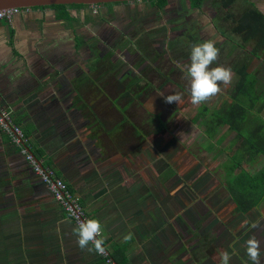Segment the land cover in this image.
Here are the masks:
<instances>
[{
    "label": "rangeland",
    "instance_id": "374dc122",
    "mask_svg": "<svg viewBox=\"0 0 264 264\" xmlns=\"http://www.w3.org/2000/svg\"><path fill=\"white\" fill-rule=\"evenodd\" d=\"M218 2L204 0L201 8L195 10L185 8L180 0H168L165 11L141 0L112 4L106 14L103 6H97L96 13L90 12L93 7H85L80 13L72 10L73 15L77 12L75 17L80 15L78 22L69 21L70 28L74 29V42H80L75 48L74 59L77 73L83 61H92L91 73L97 80L105 81L116 72L117 80H123V85L130 86L127 88L132 91L137 89L131 85L133 82L138 83L137 87L145 81L150 83V86L143 87L144 93L140 98L136 96L133 100H128V96L119 97L124 89L109 88L108 102L114 109L109 105L106 107V100H97V111L101 112L103 127L108 133L103 141L108 146L110 143L116 146L110 148L108 158L113 159L111 154L114 152L111 151L117 148L120 155L117 159L125 163L126 172L132 175L130 171L133 170V173H140V177L147 179L146 182L150 187L154 186L155 193L160 197L159 202L161 197L166 196L175 210L182 209L181 221L186 223L187 228L184 241L189 248L187 255L199 258L201 264H220L219 254L227 251L229 264H251L246 255V241L255 236L260 241L261 264H264V203L245 214L233 213V203L223 188L226 175L236 171L229 158L237 145H229L234 133L225 125L211 132L209 124L192 119L199 105L215 111L223 100H228L240 79L243 80L242 73L252 75L256 88L264 85V47L245 30L235 29L236 17L251 3L264 13V0H235L229 8L222 7ZM180 22L183 27L175 28L179 26L175 23ZM167 27L174 29V34H167ZM178 30L182 31L178 34ZM208 40L214 41L219 49V57L211 67H229L233 77L227 86L220 85V93L203 103L193 104L188 91L189 82L178 65L190 62L194 44ZM95 56L99 60L95 61ZM117 58L122 64H115L116 68L108 74L103 68L104 63L113 65ZM153 67L158 72L152 71ZM175 93L181 94L179 103H166L165 97ZM260 115L264 118V107ZM205 128L210 129V135L203 132ZM110 129L117 132L113 134ZM136 152L138 155H135ZM262 162L264 155L242 166L254 170ZM167 169L173 174L170 178ZM126 180L130 182L129 177ZM42 184L51 198L47 204L66 222L63 228H55V236L49 233L44 238L48 241L47 247L36 244L35 238L27 239L21 242L22 248L27 249L20 252L18 243L13 254L19 253L27 259L16 257L11 261L8 259L6 264H107L95 249L81 250L77 243L74 244L72 237L76 226L73 220L64 214L46 185ZM72 194L78 201L81 200L76 193ZM171 194L180 198L181 206L172 200ZM167 207L173 208L171 204ZM85 211L90 219H94ZM14 229L7 232L5 238L9 235L13 237L18 231ZM64 230L73 233L61 241L66 246L60 248L57 235L61 234V240ZM101 235L104 240L103 230ZM3 243L1 238L0 251H3ZM31 254L40 257L35 258Z\"/></svg>",
    "mask_w": 264,
    "mask_h": 264
},
{
    "label": "crops",
    "instance_id": "0c3cea01",
    "mask_svg": "<svg viewBox=\"0 0 264 264\" xmlns=\"http://www.w3.org/2000/svg\"><path fill=\"white\" fill-rule=\"evenodd\" d=\"M69 10L73 15L74 9ZM55 13L53 8L31 7L10 22L0 20V103L10 108L42 163L69 184L84 210L103 225L104 240L110 239L106 247L128 236L131 264H201L199 258L187 255L182 209L175 210L166 196L159 202L154 186L140 173L126 172L125 163L117 159V148L111 151L113 159L108 158L110 148L116 146L103 141L108 133L97 100H106V107L114 109L108 102L109 88L117 89L118 81L109 86L93 78L85 63L77 73L75 34L69 24L76 21L55 18ZM13 149L0 131V239H4L0 264L21 257L12 251L18 243L20 252L25 251L21 242L27 239L49 246L44 238L49 233L55 236L56 227L63 228L66 222L47 204L50 196L45 186L32 177L23 156ZM166 171L170 178L171 170ZM171 197L182 205L178 196ZM170 204L172 209L167 207ZM14 227L17 233L5 238ZM62 233L61 240L57 235L60 248L73 232ZM72 238L75 244L74 233Z\"/></svg>",
    "mask_w": 264,
    "mask_h": 264
},
{
    "label": "trees",
    "instance_id": "16d2710c",
    "mask_svg": "<svg viewBox=\"0 0 264 264\" xmlns=\"http://www.w3.org/2000/svg\"><path fill=\"white\" fill-rule=\"evenodd\" d=\"M141 1H146L149 5L159 10H162L168 3V0ZM234 1L235 0H219L218 3L224 8H229L234 4ZM125 2L127 1L101 3L96 4V6H103L105 8L104 14H106L110 12L112 4ZM203 2L204 0H180L181 5L189 10L201 8ZM91 6L92 5L84 4H52L47 6H35L32 8H53L56 10L54 14L55 18H74V20L78 22L80 15L75 17L69 12V9H74L80 13L85 7L90 8ZM75 14H77V12H75ZM104 14L102 16H104ZM83 20L84 23L87 22L86 18ZM235 29L237 31L245 30L249 35L255 37L258 44L264 47V14L252 3L243 9L236 17ZM79 44L80 42L77 40L74 46L77 48ZM241 76L243 80L240 79L233 93L229 95V99L226 101L223 100L215 111H210L209 108L201 104L192 117V119L198 121V123L201 122L205 125L209 124L211 132H214L217 127L225 125L234 133L229 145H237L235 150L229 155V158L236 167V171L226 175L223 181V188L233 203L232 212L236 214H245L251 209L259 208V206L264 203V162L254 170L245 169L242 166V164L255 162L258 156L264 155V118L260 115L264 107V85L256 88L255 81H253L251 74L242 73ZM117 89L120 88L118 87ZM123 89L119 97L128 96V100H133L136 96L138 99L139 95L144 90L143 87L135 91L127 87ZM14 123H16V121H14ZM210 129L205 128L203 132L210 135ZM28 145L32 154L39 159L40 155L32 149L30 144ZM13 150L19 152L17 146H14ZM42 164L47 166L46 162ZM28 169L30 170L29 166ZM54 173L58 176L55 171ZM30 174L33 175L31 170ZM65 183L69 191L73 192L69 184L67 182ZM125 238L110 242L108 247H106L105 244L108 240L110 241V239L102 240V245L107 250L112 264H131L129 256L132 247H130V239Z\"/></svg>",
    "mask_w": 264,
    "mask_h": 264
},
{
    "label": "clouds",
    "instance_id": "9594fccd",
    "mask_svg": "<svg viewBox=\"0 0 264 264\" xmlns=\"http://www.w3.org/2000/svg\"><path fill=\"white\" fill-rule=\"evenodd\" d=\"M218 57L219 49L215 46V42L208 40L194 44L190 51V62L183 66L178 65L189 82L188 91L193 104L207 101L221 92V84L227 86L231 83L233 77L231 68L222 65L211 67ZM180 100V93L165 97L166 103L175 102L178 104ZM73 232L77 238V246L81 250L93 251L95 249L97 252L103 251L102 241L98 239L102 232V225L98 219H87L78 222ZM125 239H130V237ZM89 245H92V247H89ZM219 255L220 264H229L230 255L227 251ZM246 255L251 264H261L260 241L255 236L246 241Z\"/></svg>",
    "mask_w": 264,
    "mask_h": 264
},
{
    "label": "built area",
    "instance_id": "2783aa9c",
    "mask_svg": "<svg viewBox=\"0 0 264 264\" xmlns=\"http://www.w3.org/2000/svg\"><path fill=\"white\" fill-rule=\"evenodd\" d=\"M91 7L93 8L90 9V11L96 13V4ZM22 10H27V8L9 7L0 9V20L10 22L11 18ZM0 131L7 136L8 141L13 146L18 147L19 153L23 156L32 174L46 185L52 198L58 203L65 215L73 220L75 226H77L80 221L90 219L78 199L69 191L66 183L60 177L56 176L49 166L43 165L41 160L32 154L23 130L13 121L10 108L1 103ZM101 238L102 235L98 237V239L102 241ZM101 247L103 251H95L96 254L103 256L105 263L112 264L107 250L103 245H101Z\"/></svg>",
    "mask_w": 264,
    "mask_h": 264
},
{
    "label": "water",
    "instance_id": "95a60500",
    "mask_svg": "<svg viewBox=\"0 0 264 264\" xmlns=\"http://www.w3.org/2000/svg\"><path fill=\"white\" fill-rule=\"evenodd\" d=\"M135 0H0V9L9 7L31 8L35 6H47L52 4H84L94 5L101 3H113Z\"/></svg>",
    "mask_w": 264,
    "mask_h": 264
},
{
    "label": "flooded vegetation",
    "instance_id": "af4514ba",
    "mask_svg": "<svg viewBox=\"0 0 264 264\" xmlns=\"http://www.w3.org/2000/svg\"><path fill=\"white\" fill-rule=\"evenodd\" d=\"M167 5H168V3H167ZM167 5L164 6V7L162 8V10H160V11H165L164 8L167 7ZM150 6H151V5H150ZM153 7H154V6H153ZM158 10H159V9H158ZM91 14H92V13H91ZM175 24H176V25L179 24V26H178V27H175V28L183 27V25H182L181 22H180V23H175ZM173 25H174V24H173ZM173 30H174V29H172V28H169V29H168V27L165 28V32H166L167 34H168V32L174 34ZM180 31H182V30H178L177 33L179 34ZM177 33H176V34H177ZM74 45H75V43H74ZM74 48H76V47L74 46ZM75 51H76V50H75ZM97 58H98V57L95 56L93 59H95V61H96ZM74 60H75V59H74ZM98 60H99V58H98ZM111 60H113V59H109V61H111ZM119 62H120V63H119ZM121 62H122V61L119 60V58H117V60L114 61V64H113V65H111V64L106 65V63H104L103 68H104V70H106L107 73L109 74V72L112 71V70H111L112 68H116L115 64H116V65L122 64ZM75 63H76V62H75ZM84 63H85V65L87 66V70H89V71L92 72L91 68L93 67V62H92V61L88 62L87 60H85V61H83V64H84ZM153 70H155V72H158L157 69H155V67L152 68V71H153ZM113 71H114V70H113ZM117 78H118V76H117L116 72H114L113 74L110 75V78H109V76H108L107 79H105V81L108 82V84H109V86H110V83L115 82V80L118 81ZM163 80H166V79H163ZM122 81H123V80H122ZM122 81H118V87H119L120 89H123V88H125V87H129V88H130V86H125V85H123ZM137 82H138V81H137ZM137 84H138V83H136V82L131 83V85H132L134 88H137V89H140V88L144 87L145 85L150 86V83H149V82H146V81L144 82L143 85H138V87L135 86V85H137ZM112 85H113V84H112ZM112 85H111V86H112ZM156 85H160V86H162V85H164V84H163V83H157ZM137 89H136V90H137ZM142 94H143V92H142ZM140 95H141V94H140ZM140 95H139L138 98H140Z\"/></svg>",
    "mask_w": 264,
    "mask_h": 264
}]
</instances>
